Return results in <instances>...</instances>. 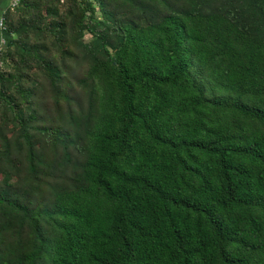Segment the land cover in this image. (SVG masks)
I'll return each instance as SVG.
<instances>
[{
	"label": "trees",
	"instance_id": "obj_1",
	"mask_svg": "<svg viewBox=\"0 0 264 264\" xmlns=\"http://www.w3.org/2000/svg\"><path fill=\"white\" fill-rule=\"evenodd\" d=\"M65 5L4 15L0 264H264V0Z\"/></svg>",
	"mask_w": 264,
	"mask_h": 264
},
{
	"label": "built area",
	"instance_id": "obj_2",
	"mask_svg": "<svg viewBox=\"0 0 264 264\" xmlns=\"http://www.w3.org/2000/svg\"><path fill=\"white\" fill-rule=\"evenodd\" d=\"M21 0H12L10 4V10L14 11L20 4ZM60 6H65L67 0H56ZM0 28L3 33H6L5 25H4V18L0 20ZM8 44V39L5 36L0 37V54L5 50L6 45Z\"/></svg>",
	"mask_w": 264,
	"mask_h": 264
},
{
	"label": "crops",
	"instance_id": "obj_3",
	"mask_svg": "<svg viewBox=\"0 0 264 264\" xmlns=\"http://www.w3.org/2000/svg\"><path fill=\"white\" fill-rule=\"evenodd\" d=\"M12 0H0V20L4 18V15L10 8ZM5 36L8 39L7 33H3V31L0 28V37Z\"/></svg>",
	"mask_w": 264,
	"mask_h": 264
},
{
	"label": "rangeland",
	"instance_id": "obj_4",
	"mask_svg": "<svg viewBox=\"0 0 264 264\" xmlns=\"http://www.w3.org/2000/svg\"><path fill=\"white\" fill-rule=\"evenodd\" d=\"M66 5L65 6H60V11L62 12V13H64V12H66ZM90 35H87L86 37H85V41L86 42H88L89 40H90Z\"/></svg>",
	"mask_w": 264,
	"mask_h": 264
}]
</instances>
